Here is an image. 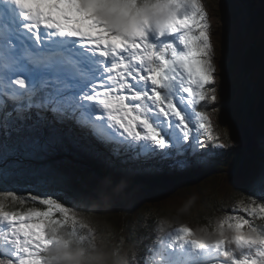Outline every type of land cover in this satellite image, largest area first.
<instances>
[{
    "label": "snow or ice",
    "instance_id": "6c2138e0",
    "mask_svg": "<svg viewBox=\"0 0 264 264\" xmlns=\"http://www.w3.org/2000/svg\"><path fill=\"white\" fill-rule=\"evenodd\" d=\"M258 18L264 63V5ZM219 73L202 0H0V166L70 157L37 178L43 191L0 190V264H110L81 209L110 206L146 160L184 166L227 148ZM77 170L91 174L87 193ZM249 190L211 228L162 221L143 258L118 248L119 264H264V166Z\"/></svg>",
    "mask_w": 264,
    "mask_h": 264
},
{
    "label": "trees",
    "instance_id": "16d2710c",
    "mask_svg": "<svg viewBox=\"0 0 264 264\" xmlns=\"http://www.w3.org/2000/svg\"><path fill=\"white\" fill-rule=\"evenodd\" d=\"M260 1L264 5V0ZM227 26L230 34L229 38L234 42L231 48L235 52L231 57L232 68L230 71V78L234 82L232 85L236 95V102H232V106L238 109L240 112L239 117L244 119L246 114L238 104L242 100V91L238 90L239 86L235 84L238 79V71L236 70L237 46L243 42V39L236 30L235 19L231 14L227 17ZM250 34L252 36L248 35V39L254 47L252 55L257 59L258 65H261L264 69L261 56L259 21L253 25ZM250 79L256 88L264 93V73H262V70L252 74ZM233 118L236 120L235 116ZM252 127L254 130L257 128L255 124ZM250 147L247 151L239 147L223 151L212 149L207 156L203 157H198L195 153H192L188 158L181 157L186 161L184 166L176 164L173 160L156 162L146 160L144 168L137 169L130 174L124 186H136L135 189L129 192L132 196L135 195L136 189L146 188L149 194L145 197L139 196L136 198L132 212L124 217L123 223L119 227L116 225L117 219L114 213L104 217L96 209L85 212L94 217L96 227L99 226L97 224L99 221L108 224L104 228L109 230L110 235L106 237V241L103 243L106 244L105 251L111 254L110 264H118L119 255L116 254L118 248L122 253V250H127L133 245L138 247L143 258L145 247L157 236L162 235L159 232V226L165 217L168 218L169 225H178L184 221H190L199 224L202 228L215 226L217 219L223 212H230L232 203L238 194L249 193L250 179L257 175L261 167L264 166V161H262L264 140L262 142H252ZM245 152L254 156V158L245 157ZM59 156L66 157L67 155L61 153L47 157L40 156L42 160H37V157L26 158L22 154L16 156L9 154V159H11L9 164L11 166L19 164L23 167L29 165L36 168L56 169L53 166L60 164V161L54 159ZM68 158L70 157H67L64 161ZM197 169L201 170L199 177L194 176V171ZM0 170L6 171L5 181L0 182V190H2L5 183L9 190L15 188L18 194L25 196L28 195L29 191L35 193L45 190L40 187L32 188L29 184L22 182L15 184L14 181L7 180L8 176L11 175L8 173L9 169L7 167H0ZM183 182H186V184L184 185ZM230 185L236 188V195H232L229 201H226V195L220 194L218 189ZM157 189L165 192H155ZM122 192L125 193L126 191L122 190ZM181 199H186L188 202L182 203L184 205L181 206L179 205ZM169 229L170 226H167L166 230ZM120 231L121 233L118 235ZM110 239H113L112 242H109ZM121 239L124 240L123 245H121Z\"/></svg>",
    "mask_w": 264,
    "mask_h": 264
},
{
    "label": "rangeland",
    "instance_id": "374dc122",
    "mask_svg": "<svg viewBox=\"0 0 264 264\" xmlns=\"http://www.w3.org/2000/svg\"><path fill=\"white\" fill-rule=\"evenodd\" d=\"M239 1L242 6H244V21L246 27L245 29H247L246 31L240 30L238 28V17L240 14H243L235 5V0H202L206 7L209 22L212 27V41L216 47L217 63L218 66H220V73L218 75L216 84L218 100L215 105L218 111L214 116V122L219 125L220 129L226 128L228 130L229 138L232 141V143L227 148L216 149L218 151L228 150L234 147H239L247 151L251 148L250 146L252 142H262L264 140V93L257 89L255 84L250 79L251 75L259 70H262V73H264V69L261 67V65H258L257 59L252 55L254 52V47L248 39V35L250 37L252 36L250 32L253 25L259 21V10L262 4L260 0ZM230 14L234 17L236 30L239 36L243 39V42L237 46L238 50L236 70L238 71V79L235 81V84L239 86L238 90L242 91V100L238 104L242 111L246 114L244 119H241L239 117L238 114H240V112L238 111V109L232 106V102H236V95L232 85L234 82L231 81L230 78V71L232 68L231 57L233 56V54H235V52L231 48L234 45V42L229 38L230 34L227 26V17ZM242 28L243 26L241 27V29ZM233 116H235L236 120H234ZM254 124L257 127L255 130L252 127ZM67 157L68 156H63L60 157V159L64 161V159H66ZM245 157L254 158V156L247 154V152H245ZM36 159L42 160L40 156H38ZM262 161H264V156L262 157ZM10 162L11 159H8L7 166L0 167H7L9 169L8 173H10L11 175L8 176L7 180H12L15 184H17L18 182H22L27 185L29 184L32 188H36L37 186L35 185L37 178L48 174V167L36 168L29 165H24L23 167V165L19 164L11 166L9 164ZM63 165L64 163L62 162L58 166L54 165L53 167L56 169H61ZM200 175V169L194 171V176L199 177ZM5 177L6 171L0 170V182H4ZM76 177L77 178L73 180V186L81 193H87L91 188V174L84 173L81 176L80 171L77 170ZM183 184L185 185L186 182H183ZM150 186L152 187V185ZM233 187L234 186L232 185L224 186L219 188L218 192L220 194H225L227 197L225 198V200L229 201V198L232 195H236V188ZM135 188L136 186L134 185L123 187H120L119 185L114 186L110 189V197L113 201L111 205L96 210H98L99 213H102L104 217L106 215H110V213H114L117 219L116 225L119 227L121 223H123L124 217L132 212L131 210L133 209L134 203L136 202V198L139 196L145 197L147 194H149L148 189L145 188L136 189L135 195H130V190H133ZM122 190H125L126 192L124 193L122 192ZM155 192L164 193L165 191H160L157 189L155 190ZM187 202L188 201L186 199H181V203L179 205L183 206L184 204L182 203ZM174 208L177 209L176 206H174ZM81 210L86 212L88 210H94V208H82ZM226 213L223 212L220 217H223ZM162 221L164 222V226L166 229L167 226H170L169 230L176 229L180 226H188L194 232H196L198 229L202 228L199 224L190 221H184L178 225H169L170 223H168L169 220L167 217L163 218ZM97 224H99V226L97 227V243L100 244L101 240H103V242L106 241V237L110 235V232H108L109 230H105L104 228L105 225H108L107 223L99 221ZM120 233L121 231L118 233V235ZM112 240L113 239H110L109 242H112ZM104 246H106V244ZM124 251L125 250H122V253H120V255H122Z\"/></svg>",
    "mask_w": 264,
    "mask_h": 264
},
{
    "label": "bare ground",
    "instance_id": "6f19581e",
    "mask_svg": "<svg viewBox=\"0 0 264 264\" xmlns=\"http://www.w3.org/2000/svg\"><path fill=\"white\" fill-rule=\"evenodd\" d=\"M236 1V6L239 8V10L241 11V13L244 15H241L240 13H238V14H240L239 15V17H238V28L240 29V30H247V29H245L246 27H245V11H244V6H242V4L240 3V1L239 0H235ZM242 9V10H241ZM244 19H243V18ZM243 24V25H242ZM243 26V28L241 29V27Z\"/></svg>",
    "mask_w": 264,
    "mask_h": 264
},
{
    "label": "water",
    "instance_id": "95a60500",
    "mask_svg": "<svg viewBox=\"0 0 264 264\" xmlns=\"http://www.w3.org/2000/svg\"><path fill=\"white\" fill-rule=\"evenodd\" d=\"M68 159H69V158H68ZM54 160H55V161H60V163H62V162L65 163V161H62V160L60 159V156H59L58 158H55ZM58 165H59V164H58ZM58 165H56V166H58Z\"/></svg>",
    "mask_w": 264,
    "mask_h": 264
},
{
    "label": "clouds",
    "instance_id": "9594fccd",
    "mask_svg": "<svg viewBox=\"0 0 264 264\" xmlns=\"http://www.w3.org/2000/svg\"><path fill=\"white\" fill-rule=\"evenodd\" d=\"M197 235H198V237H201V238L203 237V234L202 233H199L198 232Z\"/></svg>",
    "mask_w": 264,
    "mask_h": 264
}]
</instances>
